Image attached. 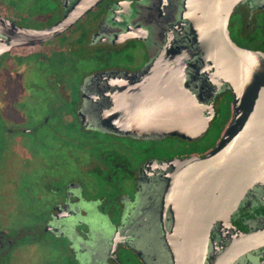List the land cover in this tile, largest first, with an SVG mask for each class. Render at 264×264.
<instances>
[{"label":"flooded vegetation","instance_id":"1","mask_svg":"<svg viewBox=\"0 0 264 264\" xmlns=\"http://www.w3.org/2000/svg\"><path fill=\"white\" fill-rule=\"evenodd\" d=\"M198 17L264 54V0H0V264H264V180L166 198L233 115Z\"/></svg>","mask_w":264,"mask_h":264},{"label":"water","instance_id":"2","mask_svg":"<svg viewBox=\"0 0 264 264\" xmlns=\"http://www.w3.org/2000/svg\"><path fill=\"white\" fill-rule=\"evenodd\" d=\"M60 28H49L41 36L54 35ZM193 35L205 61L214 64L230 86L233 115L221 141L204 158L192 157L177 165L174 179L168 183L166 198L200 199L206 196L203 193L206 189L207 197L222 200L219 213L227 218L243 193L252 184L264 180V54L239 48L228 35L226 20L198 17L193 20ZM175 61L174 51L168 50L153 64H182ZM235 248L232 245L226 250L231 253L228 257L231 260L241 253ZM179 263L187 264V258L180 255Z\"/></svg>","mask_w":264,"mask_h":264},{"label":"rangeland","instance_id":"3","mask_svg":"<svg viewBox=\"0 0 264 264\" xmlns=\"http://www.w3.org/2000/svg\"><path fill=\"white\" fill-rule=\"evenodd\" d=\"M49 256H44L43 258L42 257H39V258H42V260L38 261L37 258H34L33 261L31 262V264H34L36 262H38V264H49V263H52L53 262V259L56 257V254L55 253H48Z\"/></svg>","mask_w":264,"mask_h":264}]
</instances>
